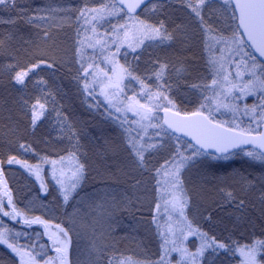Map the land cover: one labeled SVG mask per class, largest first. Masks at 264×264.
I'll return each instance as SVG.
<instances>
[{
    "label": "trees",
    "instance_id": "16d2710c",
    "mask_svg": "<svg viewBox=\"0 0 264 264\" xmlns=\"http://www.w3.org/2000/svg\"><path fill=\"white\" fill-rule=\"evenodd\" d=\"M103 1L16 0L14 6L0 5L1 175L19 211L68 232L67 264H109L110 260L119 264L125 257L158 260L164 245L156 224L163 171L182 151L197 150L162 125L159 138L144 151L145 167H140L131 149L134 130L122 126L107 105L86 92L76 57L77 18L85 8L101 6ZM198 4L199 0L150 3L139 16L154 26L163 23L171 39L159 38L121 56L135 86L161 93L172 101L165 107L181 113L197 111L200 92L209 81L207 35L230 34L228 30L239 28L234 7L209 0L201 6V23L192 11ZM161 65L167 67L158 78ZM18 72H28L23 84L14 79ZM37 99L45 107L33 126L32 106ZM247 152L260 154L245 149L219 157L200 151L183 171L187 219L208 238L228 245L216 252L206 250L196 264H237L239 246L264 241V160ZM12 157L20 163L9 164ZM62 158L84 165L67 202L48 174L43 183L25 166ZM17 221L3 220L1 230H23L37 240L39 253L53 251L40 226L26 230L25 222ZM6 239L7 243H0V264H19L8 247L18 249L17 239L14 235ZM202 242L193 238L186 246L195 253ZM257 255L264 264V248ZM178 258L171 253V264Z\"/></svg>",
    "mask_w": 264,
    "mask_h": 264
},
{
    "label": "rangeland",
    "instance_id": "374dc122",
    "mask_svg": "<svg viewBox=\"0 0 264 264\" xmlns=\"http://www.w3.org/2000/svg\"><path fill=\"white\" fill-rule=\"evenodd\" d=\"M219 1L228 8L234 7L232 0H228V3H225V0ZM103 2L101 6L85 8L77 18L76 57L79 66L83 69L84 79H86L84 88L92 98L107 105L122 126L134 130L135 136L132 140L135 141L137 147L143 146L145 151L150 143L160 136V128L164 125L165 109L177 110L165 107L168 101L164 99L166 96L161 93L150 92L149 88L142 85L135 86L132 76L121 72V67H124L121 56L130 52H137L147 43L154 42L159 38H148L151 33H146L140 21L147 24L151 23L145 21L141 16L127 15L115 1L106 0ZM230 30H228L230 34L207 35L206 68L208 69L209 81L205 90L200 92L201 98L197 111L226 127L245 133H257L264 122V91L261 90L259 81L250 72L254 71L257 77L264 79V62L256 58L241 34L240 28ZM238 40H242L243 43H237ZM237 73L242 75L238 77ZM213 80L217 81L215 85L212 83ZM250 81L251 84H249ZM245 85H248V89L241 93L240 89ZM135 87H137V91H135ZM137 101L139 104H143L145 108L153 109L150 120H141L134 112L127 110L129 103L138 108ZM117 108L120 111H117ZM253 108L255 111L252 110ZM140 111L143 112V109ZM152 125L156 126L153 127ZM247 153L246 155H248ZM195 156L194 152L187 149L166 166L160 183L159 209L156 207V224L163 241L168 240L167 247H172V242L175 241L176 246L187 248L189 253L191 251L186 246L187 241L193 238L201 240V237L189 234L188 223L190 222L186 215L189 201L184 192L182 175L188 163ZM182 157H191V159L186 160L184 167L180 169L182 184L177 187L175 186V169ZM77 164V161L68 158L45 164L25 166L30 173H38L43 183H46L45 174H48L52 182L61 190V184L57 181L63 182L65 187H69L75 182L72 174L76 170ZM2 171V166H0V233H3L10 240L12 235L17 239L15 243L18 249L13 252L18 257L19 264H33L32 257H36L37 264H45V261H49L50 264H61L55 248L62 245L54 244V239H67L69 241L68 257L71 248L69 234L67 238H64L59 232V229L63 228L60 225L40 217H29L19 211L15 205H12L6 181L1 175ZM176 198L187 200L184 216L180 215L178 208H173V202ZM5 212H8L9 215H4ZM19 219L25 222L23 224L26 230L37 225L43 229L53 249L50 254L39 253L37 240H31V235H24L23 230L18 232L1 230L3 220L18 224L17 220ZM22 227L24 226L22 225ZM192 228L196 229L193 225ZM175 254L179 256L178 253ZM185 261L192 264L190 257H186ZM243 261L244 257L239 254L237 264H243Z\"/></svg>",
    "mask_w": 264,
    "mask_h": 264
},
{
    "label": "snow or ice",
    "instance_id": "6c2138e0",
    "mask_svg": "<svg viewBox=\"0 0 264 264\" xmlns=\"http://www.w3.org/2000/svg\"><path fill=\"white\" fill-rule=\"evenodd\" d=\"M209 0H199V4L197 6L192 7V11L195 13L197 17H200L201 23H203V17H201V6L208 3ZM121 3H123V0H121ZM144 3V0H129L127 4L124 5L128 9L129 12H135L137 8L141 6V4ZM225 3H228V0H225ZM16 4V0H0V5L3 6H14ZM235 10L239 12V28L243 29L244 34L248 37L249 41L252 42L253 46L256 48V50L260 53L261 56H264V0H235ZM10 23L13 21H9ZM140 24L145 29L146 33H151L150 36H148L149 39H155L160 38L161 40H169L171 39V35L164 30V25L161 23L159 26H154L151 24H147L144 21H140ZM127 36V34H126ZM234 36H236V33H234ZM140 43H143V41H140ZM237 43H243L242 40H238ZM135 50V48H133ZM34 67H39V65H35ZM51 67V65H49ZM167 66L161 65L160 71L156 74L157 77H162L164 70ZM245 67L247 65L245 64ZM253 68H255V65H253ZM121 72L126 73L127 75L131 76V73L129 70L125 67H121ZM250 74L259 81V85L262 91H264V79H260L256 76L254 71H251ZM28 75V72H18L15 76L16 83L23 84L24 83V77ZM241 73H237V76H241ZM213 85L217 83L216 80L212 81ZM251 84V81L249 82ZM87 87V85H85ZM118 87V85H117ZM248 89V85H245L240 89L241 93H244ZM164 99L168 100L167 97H164ZM169 104H172L171 100H168ZM138 108L134 107L131 103L127 105V110L134 112L135 115L139 116L141 120H150L151 113L153 111L152 108H145L143 104H139L137 101ZM45 105L40 102L39 99H37L36 103L32 106V124L35 126L36 121L40 118L41 115H43V109ZM174 107V105H173ZM227 107V105H225ZM140 109H143V112L140 111ZM255 111V108L252 109ZM117 111H120L119 108H117ZM167 111V109H165ZM173 115L179 116V112L174 113ZM192 117H199V120H192L190 117L185 116L182 117L179 121L171 122L168 120H165L164 123L168 125L169 128L174 129L175 131H184L185 129H189V131H186V135H192V138L196 141L197 144L200 145L201 148H207V147H217V151H226V148L218 147L216 143H206L204 142L199 136L194 135L192 130L201 129L204 127L205 124H211V121L207 116H204L200 111L193 112L191 114ZM155 127L156 125H152ZM215 127L219 128L220 125H215ZM236 137H239L238 140L230 141L231 146H236L237 143H256L259 141V146L261 148H264V133H261L258 137H252L251 139L246 138V133L244 131H241L239 133L235 134ZM23 147V145H21ZM131 149L133 154L137 157V163L140 167H145L146 160H145V152L143 150V146L137 147L135 143L131 144ZM199 149L196 150L194 155H200ZM249 156H254L256 159L264 160V154H253L252 152L247 153ZM75 154H72V158H74ZM63 159V158H62ZM191 157H182L180 160V163L175 169V186L179 187L182 184V180L180 178V169L184 167L185 161L190 160ZM9 164L12 163H20L15 159V157L10 158L7 161ZM54 163V162H53ZM84 171V165L83 164H77L76 170L73 172V178L74 181L69 187H65L63 185V182L57 181L61 184V190L63 193V199L65 202L68 201L69 196L73 190L76 189L77 184L79 183V180L82 177ZM157 172H159V169H157ZM159 183V181H158ZM229 199H234L231 193H228ZM244 201L241 200L239 202L240 205H243ZM187 205L186 199H179L176 198L173 202V208H178L180 215L184 216V209ZM157 209H159V205L157 204ZM4 215H9L8 212H5ZM186 219V217H185ZM59 227V226H57ZM188 229L189 234L196 236L199 235L201 239L203 240V243L200 245L199 249L195 253H189L187 248H182L176 246L175 241L172 242V247L169 249L166 247L168 244V240H164V245H162L163 252L158 260L156 261H134L131 257H125L120 260L119 264H171V261L169 259L171 253H178L179 258L176 259V264H185V258L190 257L192 264H195L196 257H202L204 255V252L208 249H211L213 252L219 251L221 249L228 248V245L222 242H217L214 237L208 238L207 233L200 232L199 229H193L191 223H188ZM59 232L62 233L64 238L68 237V232L65 231L63 228L59 229ZM0 243H7V239L5 238L3 233H0ZM68 243L69 241L67 239L60 240V239H54V244L62 245L55 248V251L58 253V258L61 261V264H67V250H68ZM9 248H12L13 251H16V249L13 247V245L8 244ZM264 248V241H256L250 245L246 244L243 246H239V251L241 255L244 257L243 264H261V260L258 259V252ZM40 255V254H37ZM41 259H43L42 256H40ZM33 264H37L36 257H32ZM45 264H50L49 261H45ZM109 264H111V260L109 261Z\"/></svg>",
    "mask_w": 264,
    "mask_h": 264
},
{
    "label": "water",
    "instance_id": "95a60500",
    "mask_svg": "<svg viewBox=\"0 0 264 264\" xmlns=\"http://www.w3.org/2000/svg\"><path fill=\"white\" fill-rule=\"evenodd\" d=\"M115 3L128 15L136 16L141 13V11L149 5L151 2L154 1H166V0H144V3L141 4L139 8L135 10V12H129L126 7H124L125 4L129 2V0H123V3H121V0H114ZM232 4L235 8V0H232ZM236 11V10H235ZM237 17H239V12L236 11ZM239 23V19H238ZM241 34L243 35L247 45L250 47L256 58H258L260 61L264 62V56H261L260 53L256 50V48L253 46L252 42L249 41L248 37L244 34L243 29L240 28ZM177 111L167 110L164 112L163 115V123L165 120L175 122L179 121L182 117L188 116L192 120H199V117H192L191 114L193 113H181L179 112V116L173 115ZM203 114V113H202ZM206 116L205 114H203ZM208 117V116H207ZM209 118V117H208ZM211 124H205L203 128L192 130L194 135L199 136L204 142L206 143H216L218 147L226 148V151H217V147H207V148H201L199 144L196 143V141L192 138V135H186L185 132L189 131V129H185L184 131H175L172 128H169L166 123H164L165 127L175 134L176 136L182 138L183 140L187 141L191 145H193L196 149H199L200 151L207 153L209 155L214 156H227L232 153H235L239 150H245V149H252L257 151L260 154H264V148H261L259 146V141L256 143H237L236 146H231L230 141L238 140L239 137H236L235 134L239 133L241 131L226 127L220 123H217L213 120H211ZM215 125H220L219 128L215 127ZM261 133H264V122L261 125V128L259 132L257 133H246V138L251 139L252 137H258Z\"/></svg>",
    "mask_w": 264,
    "mask_h": 264
},
{
    "label": "bare ground",
    "instance_id": "6f19581e",
    "mask_svg": "<svg viewBox=\"0 0 264 264\" xmlns=\"http://www.w3.org/2000/svg\"><path fill=\"white\" fill-rule=\"evenodd\" d=\"M147 6H148V5H147ZM147 6H146V7H147ZM146 7H145V8H146ZM145 8H144V9H145ZM144 9H143V10H144ZM143 10H142V11H143ZM142 11H141V13H142ZM141 13H140V14H141ZM140 14H139V15H140Z\"/></svg>",
    "mask_w": 264,
    "mask_h": 264
}]
</instances>
